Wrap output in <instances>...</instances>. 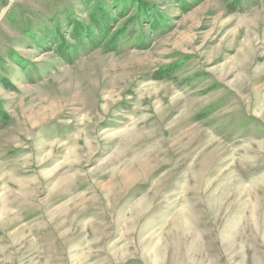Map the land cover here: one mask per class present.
Masks as SVG:
<instances>
[{
    "label": "rangeland",
    "instance_id": "374dc122",
    "mask_svg": "<svg viewBox=\"0 0 264 264\" xmlns=\"http://www.w3.org/2000/svg\"><path fill=\"white\" fill-rule=\"evenodd\" d=\"M84 1L0 0V264H264V0H130L119 52Z\"/></svg>",
    "mask_w": 264,
    "mask_h": 264
},
{
    "label": "trees",
    "instance_id": "16d2710c",
    "mask_svg": "<svg viewBox=\"0 0 264 264\" xmlns=\"http://www.w3.org/2000/svg\"><path fill=\"white\" fill-rule=\"evenodd\" d=\"M88 1L90 5H94L88 13L87 21L72 22L66 18V24L72 28L66 37L72 39L74 44L83 48L87 45L98 48L102 47L106 39H111L110 45L114 52L130 47L144 50L148 48L149 45L144 47V44L148 38L147 31L152 30L153 32V18L145 3H143L145 7L143 11L139 8V12L131 16L136 4L130 0H85L86 6ZM181 1L184 2V0ZM121 22H123L121 29L115 30ZM59 29V24H56L53 28L48 27L43 30L45 36L42 39L45 45L54 43L56 46L61 41L60 48L68 45V40L62 39V32ZM57 41L60 43L58 44ZM65 51L63 55L66 54L67 59L70 52Z\"/></svg>",
    "mask_w": 264,
    "mask_h": 264
}]
</instances>
